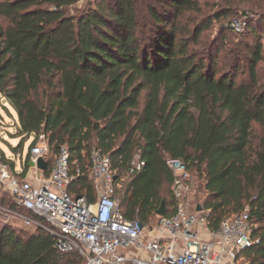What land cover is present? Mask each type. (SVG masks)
<instances>
[{
  "label": "trees",
  "instance_id": "16d2710c",
  "mask_svg": "<svg viewBox=\"0 0 264 264\" xmlns=\"http://www.w3.org/2000/svg\"><path fill=\"white\" fill-rule=\"evenodd\" d=\"M80 1L0 0V95L17 113L18 136L35 138L22 176L44 135L55 161L62 146L70 151L69 192L94 201L91 152L101 149L119 183L131 175L125 217L148 223L163 200L166 215L175 212L166 160L182 159L195 192L208 194L213 231L249 209L259 241L240 257L264 264V5L223 51L202 37L199 0H90L70 13ZM138 155L144 165L131 172ZM0 205L15 208L6 195ZM12 221L0 223V264H85L44 229Z\"/></svg>",
  "mask_w": 264,
  "mask_h": 264
},
{
  "label": "built area",
  "instance_id": "2783aa9c",
  "mask_svg": "<svg viewBox=\"0 0 264 264\" xmlns=\"http://www.w3.org/2000/svg\"><path fill=\"white\" fill-rule=\"evenodd\" d=\"M231 27L242 33L245 25L235 20ZM31 138L30 143L35 141ZM48 152L41 135L30 149V161L47 160ZM166 161L173 176L175 212L157 214L155 223L149 224L125 217L118 176L111 158L101 149L91 152L94 201L69 192L74 174L67 146L61 147L49 175L36 165L22 176L11 168L0 149V197L6 195L15 204V208L0 205L1 217L44 229L54 238L57 250L77 251L85 264H250L240 257L244 249L259 241L252 235L249 209L222 220L213 231L209 211H197L198 205L192 208L190 199L196 186L187 164L179 158L168 157ZM143 165L138 155L130 171L141 170ZM75 173L80 175L81 169Z\"/></svg>",
  "mask_w": 264,
  "mask_h": 264
},
{
  "label": "rangeland",
  "instance_id": "374dc122",
  "mask_svg": "<svg viewBox=\"0 0 264 264\" xmlns=\"http://www.w3.org/2000/svg\"><path fill=\"white\" fill-rule=\"evenodd\" d=\"M90 0H82L76 5L70 7L69 12L74 13L75 9L82 8ZM202 11L196 15V17L203 23L208 24L209 28L203 31V38L205 40H211L220 44L223 47V51L227 48H234L236 44L242 42L241 35L237 32H233L231 24L235 20H240L246 26L248 23L247 17L250 20H257L261 17L256 8V4L264 5V0H199ZM230 13V14H229ZM219 18H214L217 17ZM262 19V18H260ZM224 40L225 43H222ZM264 46V37L262 40ZM221 52V58L224 56V52ZM247 76H238V82L246 80ZM19 124L18 116L14 108L10 105L9 101L0 95V149L6 154L7 161L11 168L15 166L16 172L22 174L24 164L26 162V156L29 152L30 142L32 138L22 135L18 136ZM25 141L23 147L20 146L21 142ZM47 160L53 159L55 162V156L49 149L46 155ZM137 160V157L135 158ZM120 181V189L118 190V196L120 201L123 200L126 195L127 185L131 180V175L125 174ZM171 190V186H167L163 191V196L168 197L167 194ZM208 194L202 187L197 189L195 194L191 197L192 208L194 205H204ZM122 206V204H121ZM8 219L7 217H1L0 223H4ZM156 216L153 215L148 221L149 224L155 223ZM17 226L18 230H24V224L20 220L12 221Z\"/></svg>",
  "mask_w": 264,
  "mask_h": 264
},
{
  "label": "water",
  "instance_id": "95a60500",
  "mask_svg": "<svg viewBox=\"0 0 264 264\" xmlns=\"http://www.w3.org/2000/svg\"><path fill=\"white\" fill-rule=\"evenodd\" d=\"M30 166H36L39 167L42 171H46L48 169V161L44 159L43 157H40L37 162L30 161ZM203 209L202 205H198L197 211H201ZM157 214L159 216H166L167 214V205L166 201L163 200L161 203L160 208L157 210Z\"/></svg>",
  "mask_w": 264,
  "mask_h": 264
},
{
  "label": "crops",
  "instance_id": "0c3cea01",
  "mask_svg": "<svg viewBox=\"0 0 264 264\" xmlns=\"http://www.w3.org/2000/svg\"><path fill=\"white\" fill-rule=\"evenodd\" d=\"M1 151L3 152V150L1 149ZM4 153V152H3ZM5 154V153H4ZM6 155V154H5ZM24 168V167H23ZM16 169V168H15ZM155 216H157V214L155 215Z\"/></svg>",
  "mask_w": 264,
  "mask_h": 264
}]
</instances>
